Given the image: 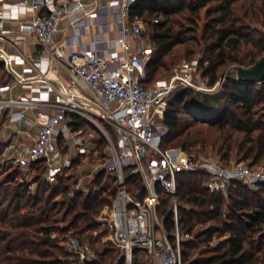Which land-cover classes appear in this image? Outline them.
<instances>
[{"label": "trees", "instance_id": "trees-1", "mask_svg": "<svg viewBox=\"0 0 264 264\" xmlns=\"http://www.w3.org/2000/svg\"><path fill=\"white\" fill-rule=\"evenodd\" d=\"M136 17L147 23L153 46L144 87L159 80L155 76L167 71L169 59L191 62L199 55L201 78L212 87L227 67L242 66L239 56L244 47L251 51L249 66L243 68L264 56V34L258 29L264 27V0H138L130 6L128 20ZM4 76L0 63V85ZM70 119L73 130L82 128V120ZM6 121H0V134ZM162 122L168 130L161 141L164 150L179 149L193 156L194 149L198 153L211 149L226 167L232 158L248 162V168L264 167V81L239 83L231 74L213 94L179 89L168 98ZM101 143L96 141L97 150ZM5 146L0 140V157ZM100 157L105 154L100 152ZM76 164L77 159H72L71 167L53 184L45 180V162L27 172L32 173L29 182L12 161L0 166V264H72L59 242L68 237L81 241L99 229L97 218L114 199L117 179L105 169L98 170L87 194L70 197L76 182L68 172ZM106 176L112 185L103 182ZM124 178L129 194L138 199L146 195L139 177L124 171ZM209 180L210 174L198 168L177 178L178 229L192 237L181 244L182 264H264V184L250 190L231 181L223 195L207 188ZM134 187L139 191L136 195ZM158 192L157 211L170 235L174 230L173 214L166 205L170 198ZM214 238L219 242L212 245ZM117 251H94L98 258L94 264H125L124 254ZM139 252L133 251L132 264Z\"/></svg>", "mask_w": 264, "mask_h": 264}, {"label": "built area", "instance_id": "built-area-1", "mask_svg": "<svg viewBox=\"0 0 264 264\" xmlns=\"http://www.w3.org/2000/svg\"><path fill=\"white\" fill-rule=\"evenodd\" d=\"M137 1L0 0V63L11 79L0 85V121L7 120L0 134V140L6 143L1 157L24 173L34 164L45 162V180L53 184L58 175L71 167V160L62 156L60 150L73 144L80 156L95 147L94 133L85 135L82 128L73 130L70 116L88 121L107 143L110 160L104 169L117 179L114 199L97 218L99 228L124 254L125 264H132L135 250L142 252L151 264H182L181 244L192 237L178 229L176 183L179 174L197 168L193 156L179 151L170 158L161 148L168 131L162 119L167 100L175 91L189 89L213 94L225 79L209 87L201 78L198 62L193 61L173 65L166 77L144 87L145 66L152 48L136 47L140 37H147V23L138 17L128 20L129 8ZM104 10H111L114 16L117 36L113 46L100 48L105 41L101 32V37L85 48L80 36L85 28H102L97 19ZM26 13L31 17L23 22L20 17ZM8 23L16 24L14 40L9 39ZM67 29L73 34L62 43L56 42V36ZM18 42L42 50L43 55L37 59L26 56L18 49ZM17 66L31 76L19 73ZM237 69H232L235 79ZM16 90H26L28 95L11 97ZM27 112L34 114L33 122L28 121ZM17 125L29 129L37 125L36 133L19 137ZM10 129L13 135L5 139ZM200 169L210 174L207 188L223 195L231 181L264 182L263 172H252L244 164L222 167L219 161L203 162ZM124 171L140 178L146 194L142 199L126 191ZM81 191L77 182L71 186L69 196ZM158 191L171 201L174 230L170 235L157 216ZM62 246L72 264L98 261L94 252L75 237H68Z\"/></svg>", "mask_w": 264, "mask_h": 264}, {"label": "rangeland", "instance_id": "rangeland-1", "mask_svg": "<svg viewBox=\"0 0 264 264\" xmlns=\"http://www.w3.org/2000/svg\"><path fill=\"white\" fill-rule=\"evenodd\" d=\"M110 16H111V14H110ZM99 17L100 18L102 17V12L99 14ZM100 22H102V21H100ZM258 29L264 34V27L263 28L258 27ZM148 45H150V47L153 49V46L149 40V37L142 36V37H140V44H137L136 47H143V48L145 47L146 48ZM250 51H251L250 46L244 47L241 50L239 57L241 58L242 66H246V67L249 66L248 65L249 64L248 55H249ZM199 58H200L199 55H197L192 60L198 62ZM193 61H191V62H193ZM181 63H189V62H182V60H170L169 59L168 64H167V71H161L158 75L155 76V79L156 78L162 79V78L166 77L168 75V69H170L171 66H173L175 64H181ZM242 66L230 65L229 67H227L224 70L223 74L219 77V79L217 81H221L222 79H225V81H226V79L228 77H230L231 74H233V70H232L233 67L243 68ZM10 81H11V79L9 77L4 76L2 79V82H3L2 85H4L7 82H10ZM36 129H37V125H33V127L30 128L28 131L29 134L32 135ZM82 129L84 130L85 135H87L89 132L94 133V135L96 137L94 141H98V140H101L102 142L104 141L103 144L101 143L98 150H97V147H95V148L91 149L89 151V153H87L86 155H80V156H82V157H80L79 155H77V149L72 144L70 146V148L67 147V148H65L64 151L60 150V152H61L62 156L66 155L67 158H69L70 160L77 159V164L74 166V169L73 170L71 169V171H69L68 173L73 174V178H74L73 180H75L74 182H76V183L80 182L81 188L83 189V193L87 194L89 192L88 184L93 179L94 175L96 174V172L98 170L104 169V165L110 160V155H109V152L107 151L108 150L107 143L102 138L101 134L96 131V129L92 126L91 123L84 120L82 122ZM2 130H1V132H2ZM12 132H13V130H11V129L8 130V133H6L5 139H6V137L11 138L13 135ZM60 146H62V145H60ZM164 151L170 158H174L175 155L177 153H179V149H165ZM197 151H199V149L198 150L194 149L192 151V155L194 157V164L196 165V168H198V169H200V164H202L203 162H208V163L212 162L213 163V162L219 160L217 155L215 154V152H213L211 149H208L204 153H198ZM100 152L105 154V157H103V159L100 157ZM6 161L7 160H4L3 157H0V166L4 165ZM239 164L248 165L249 163L248 162L240 163L238 159L232 158V160L230 162V166L239 165ZM221 166L223 167L225 165L221 164ZM94 170H95V173H92ZM250 170L252 172H263V174H264V167L262 164H259L257 166H253L250 168ZM22 177L25 178V180L27 182H29L31 180L32 173H24V174H22ZM103 182H106L107 184L112 185L110 177L105 178ZM241 183L244 186L246 185L248 187V189H250V190L255 189L254 186L256 184H259V183L246 182V181H242ZM260 184H264V182L260 183ZM115 186H116V184H115ZM31 190L33 192V186L31 187ZM133 191H134L133 192L134 195L138 194V192H139L136 187H134ZM166 205H167V208H170L171 207V201L167 202ZM182 208L186 209V210L189 209V207L185 206V205H182ZM103 210H105V208ZM159 212L160 211H157L158 217L160 215ZM177 214H179V210L177 211ZM198 229H199V227H197L194 230V233H196V231ZM263 232H264V229H263ZM81 241L92 252H94V251L101 252V251H103V249H109V248L114 249V250L115 249L118 250L112 243H110V241H109L108 237L106 236V233H105L103 228H99L96 232L85 235L84 237L81 238ZM62 242L63 241L59 242L60 246H62ZM218 242H219V239L214 238L212 240L211 244L215 245ZM117 253L120 256V252L117 251ZM118 254H117V256H118ZM181 260H182V258H181ZM115 263H116V261L113 264H115ZM134 264H151V262L142 252H139L138 254H136V260H135Z\"/></svg>", "mask_w": 264, "mask_h": 264}, {"label": "crops", "instance_id": "crops-1", "mask_svg": "<svg viewBox=\"0 0 264 264\" xmlns=\"http://www.w3.org/2000/svg\"><path fill=\"white\" fill-rule=\"evenodd\" d=\"M110 0H102L103 3H107ZM111 14V16H110ZM31 15L26 13L21 15L20 20L23 22H27L30 20ZM99 20V21H98ZM102 21V22H100ZM97 23L98 24H102V28L100 27H96V28H85L84 33L80 36L79 41L85 45V48H89V44L91 42H93L94 40L98 39L101 37V32L104 33V43H102L100 45V48L102 49H110L113 46V40L115 39V37L117 36V29L114 25V17H113V13L111 10H104L102 12V17H99L98 14V19H97ZM8 27L11 30V35L9 36L10 40H14V36L16 34V24L15 23H8ZM62 28V26H61ZM73 34L72 30H64L61 31L55 38V41L58 43H62L65 40H67L68 37H70ZM18 49L24 53L26 56L37 59L38 57L43 55L42 50H35V48L26 43V42H18L17 43ZM17 70L19 73L24 74L25 77H29L31 76V73H24V68L22 66H17ZM51 77H54L53 75H50ZM58 79H62V77H59ZM34 86H38L37 84H35ZM27 91L25 90L24 92H21L20 90H16L14 92L11 93V97L14 96H18V95H22V94H27ZM28 95V94H27ZM28 115V116H27ZM27 119L30 122H33L35 117L34 114H30V112L26 113ZM32 116V117H31ZM36 121V120H35ZM18 126V125H17ZM15 127V129H19V137H23L24 134L29 133V128H27L26 126H18ZM36 133L35 132L32 134V136H34Z\"/></svg>", "mask_w": 264, "mask_h": 264}, {"label": "water", "instance_id": "water-1", "mask_svg": "<svg viewBox=\"0 0 264 264\" xmlns=\"http://www.w3.org/2000/svg\"><path fill=\"white\" fill-rule=\"evenodd\" d=\"M236 81L247 84H260L264 81V56L249 68L236 70Z\"/></svg>", "mask_w": 264, "mask_h": 264}, {"label": "clouds", "instance_id": "clouds-1", "mask_svg": "<svg viewBox=\"0 0 264 264\" xmlns=\"http://www.w3.org/2000/svg\"><path fill=\"white\" fill-rule=\"evenodd\" d=\"M11 14L14 16L15 14H16V9L14 8V9H12V12H11Z\"/></svg>", "mask_w": 264, "mask_h": 264}]
</instances>
